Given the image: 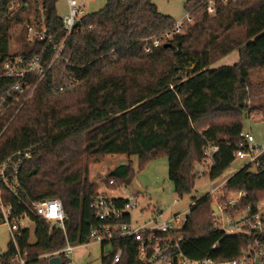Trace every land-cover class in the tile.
<instances>
[{"label": "trees", "instance_id": "trees-1", "mask_svg": "<svg viewBox=\"0 0 264 264\" xmlns=\"http://www.w3.org/2000/svg\"><path fill=\"white\" fill-rule=\"evenodd\" d=\"M57 1L0 0V166L9 158L16 163L23 155H16L18 150L31 153L18 170L19 196L2 182L0 190L2 201L26 212L34 226L33 243L29 227L17 236L20 253L26 251L29 259L26 264H39L41 253L61 248L66 239L87 243L91 228L99 224L91 208L99 190L88 180L86 163L122 154L136 156L141 168L166 155L169 180L182 198L193 190L194 164L215 145L208 175L219 177L242 147L250 75L264 69V0H216L212 16L196 12L202 0H186L185 10L196 12V20L185 33L169 37L164 33L175 21L152 0H106L101 9L82 16L69 34ZM28 7L32 20L26 32L30 27L34 35L19 53H12L11 31ZM239 30L242 37L236 35ZM146 39L149 51L142 47ZM235 50L234 64L210 68L215 58ZM17 56L24 63L39 56L49 67L42 79L32 76L35 88L24 102L7 91L16 78L5 75L4 64ZM65 84L77 86L60 97L55 91ZM258 161L255 172L243 167L223 186L225 192L245 191L241 206L264 198V152ZM134 172L132 162H124L106 182L113 179L109 185L119 187L130 183ZM45 198L61 200L66 234L28 210L30 200ZM212 204L210 195H202L175 235L182 237L181 247L190 257L234 259L252 241L242 234L224 235L214 222ZM216 242L219 246L211 249ZM112 245L123 251L118 264H141L131 238L119 237ZM16 254L9 242L0 264H17ZM110 259L103 255L102 264Z\"/></svg>", "mask_w": 264, "mask_h": 264}, {"label": "built area", "instance_id": "built-area-1", "mask_svg": "<svg viewBox=\"0 0 264 264\" xmlns=\"http://www.w3.org/2000/svg\"><path fill=\"white\" fill-rule=\"evenodd\" d=\"M67 1V13L62 17V27L66 34H69L74 28V24L87 12L82 4L76 0ZM205 10L215 14L216 0H205ZM226 3L228 0H220ZM188 13V12H187ZM190 13L186 21H190ZM184 23L175 22L172 28L164 33V37H169L173 33H180ZM32 29L28 28V33ZM41 37V35H40ZM154 45L159 44L158 39L153 40ZM144 51H149L147 39L142 45ZM41 63L39 56L31 61L24 63L21 56L7 61L4 64L5 75L16 78V82L8 88V92H13L17 99L18 95L22 101H26L35 88L33 77L42 79L48 71ZM68 84L58 86V90H63ZM2 110L0 108V115ZM240 136L243 138L242 147L237 149L233 154V160H238L241 164L239 169L251 166L250 169H256L259 165L258 157L264 152V143L258 141L250 132L242 131ZM218 150L215 145L206 149L205 161L209 167L212 164V155ZM23 153L22 157L16 162L11 163L7 159L0 166V182L15 197L19 196L21 187L18 179V170L23 160L30 158L29 151L16 152V155ZM238 169V170H239ZM113 179L109 180V184ZM224 185H219L212 189L207 195H210L217 211L212 208L215 224L221 229L224 235L242 234L249 236L252 241L251 248L242 251V253L230 260H215L208 254L196 258L186 255L181 247L182 237L175 235L186 221V217L181 218L180 214H175L172 218L165 220L159 209L153 210L150 218L141 225L131 222L130 209L136 206L134 199L123 197H110L104 192L98 191L91 208L99 224L92 227L88 241L92 240L102 246V256L110 255V264H118L122 257V249H113V241L119 237H129L137 247V256L141 264H255L257 257L260 264H264V198L258 200L255 204L241 206L240 202L246 196L244 190L225 192ZM213 206V204H212ZM28 210L36 217H39L51 226L60 227L65 233L64 218L65 213L63 204L59 198H45L41 200H30ZM190 211V206H189ZM0 213L3 221L8 225L10 242L17 249L15 262L17 264H26L29 260L25 255L26 251L21 254L18 248L17 236L20 230L29 227L32 224L26 212L19 213L17 207L12 204H5L1 199L0 190ZM149 223V226H144ZM30 228V227H29ZM88 243V242H87ZM86 244V243H85ZM81 244L71 243L66 239L64 246L58 249L41 253L38 258L41 259L39 264H48L49 258L59 256L62 264H77L70 259L71 252ZM106 245L111 246L110 251H104ZM219 246L218 242L214 243L211 249ZM1 252V250H0ZM91 264V263H85Z\"/></svg>", "mask_w": 264, "mask_h": 264}, {"label": "rangeland", "instance_id": "rangeland-1", "mask_svg": "<svg viewBox=\"0 0 264 264\" xmlns=\"http://www.w3.org/2000/svg\"><path fill=\"white\" fill-rule=\"evenodd\" d=\"M78 4H82L86 12H93L101 9L106 0H76ZM157 6L159 12L169 15L177 23H184V27L180 33H185L190 25H192L196 18L195 13L205 10V0H202L201 6H198L195 13L190 14V21H186L188 13L184 8L186 0H152ZM58 14L62 17L66 14L67 7L65 0H58L56 5ZM206 11V10H205ZM32 7H28L21 12L24 17L20 24H16L11 31L10 51L12 53H19L23 49V44L26 40H30L33 31L27 33L28 21L32 20ZM207 12V11H206ZM208 15L213 14L207 12ZM242 37V30L236 34ZM60 49V47H59ZM59 49L57 50V57L59 56ZM176 52V50H174ZM173 51V52H174ZM55 55V56H56ZM238 60V51H232L228 55L219 56L214 59L210 68H216L223 65L234 64ZM191 68V67H189ZM186 69L185 71H187ZM180 72V71H179ZM180 74V73H179ZM178 74V75H179ZM251 92L247 99L249 106L247 112L244 114L243 131L250 132L258 141L264 143V69L252 71L250 75ZM77 85L73 84L64 90L55 91L60 97L65 96L66 90H72ZM64 93V94H63ZM260 106V109L254 107ZM122 160V161H120ZM132 162L134 168V176L130 183L123 184L119 187H113L106 182V177L122 162ZM84 162V161H83ZM86 163V161H85ZM87 164V175L90 182H94L100 192L106 193L110 197H123L134 199L136 206L129 210L131 214V222L136 225H141L146 222L153 210L159 209L162 212V217L167 220L172 218L175 214H180L181 218L189 215V206L193 205L201 198V194H207L212 189L219 185H224L226 180L234 174L240 167L238 160H233L231 164L223 171V173L211 180L208 175V162L203 159L199 163L194 164V173L196 180L193 190L190 194L184 195L182 198L178 197L174 192L173 185L168 177V161L166 155H161L154 160L149 161L144 166L139 168L138 158L136 156L126 157L122 154H108L102 156L97 162H89ZM255 172V169H251ZM214 204V202H213ZM30 242L35 241L33 233L34 226L29 224ZM144 226H149V223ZM10 242V234L8 225L5 222L0 223V250L4 252ZM111 246L106 245L104 251H110ZM102 246L92 240L86 244L78 245L70 254V259L77 264H102Z\"/></svg>", "mask_w": 264, "mask_h": 264}, {"label": "water", "instance_id": "water-1", "mask_svg": "<svg viewBox=\"0 0 264 264\" xmlns=\"http://www.w3.org/2000/svg\"><path fill=\"white\" fill-rule=\"evenodd\" d=\"M79 25H80V21L77 20L75 22L73 28L78 27ZM180 77H181V75L179 74L178 78H180ZM122 164H124V162H122ZM200 196H202V194ZM212 208H213L214 211H217V207H216L215 204H213ZM48 264H62V261H61L59 256H53V257L49 258ZM255 264H260V262H259L257 257L255 258Z\"/></svg>", "mask_w": 264, "mask_h": 264}, {"label": "crops", "instance_id": "crops-1", "mask_svg": "<svg viewBox=\"0 0 264 264\" xmlns=\"http://www.w3.org/2000/svg\"><path fill=\"white\" fill-rule=\"evenodd\" d=\"M66 1V0H65ZM56 5H57V3H56ZM66 7H67V1H66ZM58 13V12H57ZM66 13H67V11H66ZM64 16V15H63ZM62 16V17H63ZM120 161H122V160H120ZM3 252H0V254H2Z\"/></svg>", "mask_w": 264, "mask_h": 264}]
</instances>
